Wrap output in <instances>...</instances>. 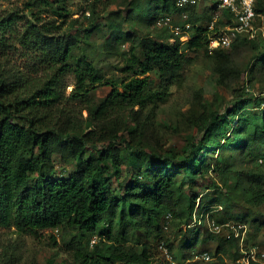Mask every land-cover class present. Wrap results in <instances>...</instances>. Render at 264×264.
<instances>
[{
	"label": "trees",
	"instance_id": "16d2710c",
	"mask_svg": "<svg viewBox=\"0 0 264 264\" xmlns=\"http://www.w3.org/2000/svg\"><path fill=\"white\" fill-rule=\"evenodd\" d=\"M59 1L37 0L33 6L38 2L43 8H54V15L62 18L60 23L59 19L38 23L34 9L38 22L17 9L0 14V228L14 225L34 234L61 228L71 258L63 264H153L154 251L160 250L162 242L172 252L162 235L166 215L171 213L182 223L191 221L196 197L203 193L204 199L206 193H193L186 184L199 177L203 164L206 172L211 165L199 157L204 150L198 147L199 138L183 151L165 149L155 126L154 107H147L165 100L169 87L192 64L188 51L213 53L222 64L230 61V47L209 49L210 36L225 21L219 18L210 28V8L194 9L192 37L171 42L173 33L167 26L156 25V34L138 38L123 32L122 21L134 12L142 17L148 7L139 3L127 14L109 11L119 23L104 51L120 53L118 43L128 42L121 68L129 75L121 83L108 81L111 92L95 102L92 89L107 81L81 49L92 42L95 24L70 17L65 2L55 5ZM178 11L176 0H160L151 16L157 21ZM256 11L264 14V0H257ZM256 37L246 36L257 45ZM17 45L32 53L31 69L10 63L9 52ZM155 69L161 90L150 88L148 73ZM72 71L76 82L67 94L65 79ZM71 101L88 110L85 120L78 118ZM126 110L130 114L124 117ZM245 117L240 115L232 133L247 121ZM214 118L226 130L229 120L225 115ZM198 122L193 120L195 128ZM257 122L256 117H249L247 123L264 139V114ZM64 162L75 164L69 174L60 165ZM247 191L252 204H264L259 181L253 180ZM11 260L14 263V257Z\"/></svg>",
	"mask_w": 264,
	"mask_h": 264
},
{
	"label": "rangeland",
	"instance_id": "374dc122",
	"mask_svg": "<svg viewBox=\"0 0 264 264\" xmlns=\"http://www.w3.org/2000/svg\"><path fill=\"white\" fill-rule=\"evenodd\" d=\"M36 1L0 0V14L17 9L25 14V18L38 22L32 14L34 9L40 17L38 23L50 19H59L57 23L62 21L61 17L54 15V8H43L38 2L37 6H33ZM62 2L66 3L70 17L95 24L89 39L92 42L83 44L81 49L86 50L107 81L97 84L91 91L92 98L98 102L112 90L108 81L121 83L129 75L121 68L124 57L128 55V42L118 43L120 53L104 51L108 36L119 23L108 12L121 10L127 14L139 3L148 7L142 17L134 12L129 20L122 21L121 27L124 33H132L130 36L135 38L153 35L158 27L151 15L160 0H60L55 5ZM105 5L108 7L105 8ZM197 14L200 15L199 12ZM23 23L20 22L21 27ZM256 26L257 45L246 38L247 34H242L243 37L239 36L228 49L230 61L225 64L218 63L213 53L209 56L188 51L193 56L192 64L169 87L165 100L159 99L156 106L150 104L147 107H154L155 126L165 149L183 151L188 143L199 138L198 147L204 148L199 157L211 165L206 172V165L203 164L199 177L186 184L187 189L191 186L193 193H206L204 199L203 193L196 197L191 221L182 223V220L172 217L163 227L162 235L172 248L175 263L167 258L161 247L160 250L154 248L153 264H236L242 251L240 239L233 236V226L242 223L248 225L244 247L257 245L260 254L264 252V204H252L247 191L253 180L259 181L264 188V139L254 133L247 123L249 117L252 120L256 117L259 125V119L264 114V103L259 104L264 97V15L257 19ZM9 57L10 63L22 70L34 66L32 53L20 45L9 52ZM148 75L150 88L161 90L159 71L155 69ZM75 82V73L69 72L65 79L67 94L74 88ZM71 103L78 118L85 120L88 110L82 108L80 102ZM231 108L235 111L232 114ZM129 114L126 110L122 115L127 117ZM241 114L247 115V121H243L240 129L232 133ZM214 115H225L229 120L226 130L220 128ZM194 119L199 121L196 128ZM60 165L67 168L68 174L75 168L73 162ZM181 178L182 175L178 177ZM195 210L198 220L193 223ZM62 236L61 228L43 229L34 234L14 225L1 227L0 264H7L8 260L10 264L69 262L71 258ZM138 238L141 241L146 239L142 234H138ZM137 247L140 248V245ZM205 250L212 254V260L194 259L195 254Z\"/></svg>",
	"mask_w": 264,
	"mask_h": 264
},
{
	"label": "built area",
	"instance_id": "2783aa9c",
	"mask_svg": "<svg viewBox=\"0 0 264 264\" xmlns=\"http://www.w3.org/2000/svg\"><path fill=\"white\" fill-rule=\"evenodd\" d=\"M257 0H176V6L180 11L169 13L157 20L159 27L167 26L173 33L171 41L179 38L182 42H186L192 37L194 31V23L191 20V12L200 7H209L210 14L213 16L210 21V28L215 26L217 19L221 18L225 22L219 28L216 35H211L209 40V49L211 52L219 48H229L233 42L242 34H247L249 37H255L258 29L256 26L257 19L264 14L256 11ZM231 15L230 19L227 13ZM196 210L194 213V222L197 221ZM166 224L172 218V214L166 215ZM233 236L240 239L242 254L236 261V264H253L254 262L264 263V252L260 254L257 245H252L249 248L244 247V241L248 230V225L242 223L233 226ZM165 251L167 258L175 263L173 253L164 245L160 244ZM195 260L210 261L213 259L209 251H201L194 256Z\"/></svg>",
	"mask_w": 264,
	"mask_h": 264
}]
</instances>
